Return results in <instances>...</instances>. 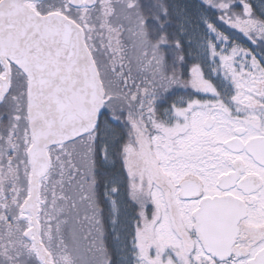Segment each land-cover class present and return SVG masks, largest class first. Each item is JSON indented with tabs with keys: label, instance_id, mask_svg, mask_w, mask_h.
<instances>
[{
	"label": "snow or ice",
	"instance_id": "1",
	"mask_svg": "<svg viewBox=\"0 0 264 264\" xmlns=\"http://www.w3.org/2000/svg\"><path fill=\"white\" fill-rule=\"evenodd\" d=\"M136 4L0 0V264H264V0Z\"/></svg>",
	"mask_w": 264,
	"mask_h": 264
},
{
	"label": "flooded vegetation",
	"instance_id": "2",
	"mask_svg": "<svg viewBox=\"0 0 264 264\" xmlns=\"http://www.w3.org/2000/svg\"><path fill=\"white\" fill-rule=\"evenodd\" d=\"M118 11L124 10L128 17L131 19L133 25H138L137 32L140 34V38L143 40L146 36V33L143 32V17L145 15L149 16L148 10H143L139 5L136 4V0H118ZM148 38V35L146 36ZM149 40V39H148ZM147 40V42H148ZM150 43V41H149ZM142 166V165H141ZM11 177H0V185L11 182ZM151 238V232L149 231L145 234L144 239L148 240Z\"/></svg>",
	"mask_w": 264,
	"mask_h": 264
},
{
	"label": "trees",
	"instance_id": "3",
	"mask_svg": "<svg viewBox=\"0 0 264 264\" xmlns=\"http://www.w3.org/2000/svg\"><path fill=\"white\" fill-rule=\"evenodd\" d=\"M144 19H149L150 17H148L147 15H145L143 17ZM144 30H145V33L148 35V37L151 35V28L150 27H145L144 26Z\"/></svg>",
	"mask_w": 264,
	"mask_h": 264
},
{
	"label": "rangeland",
	"instance_id": "4",
	"mask_svg": "<svg viewBox=\"0 0 264 264\" xmlns=\"http://www.w3.org/2000/svg\"><path fill=\"white\" fill-rule=\"evenodd\" d=\"M143 20H144V18H142ZM142 24H143V21H142ZM143 32L145 33V30H144V25H143ZM146 36H147V34H146ZM146 36L144 35V39H143V41L147 44V43H149V40H148V38H146ZM147 40H148V42H147Z\"/></svg>",
	"mask_w": 264,
	"mask_h": 264
}]
</instances>
